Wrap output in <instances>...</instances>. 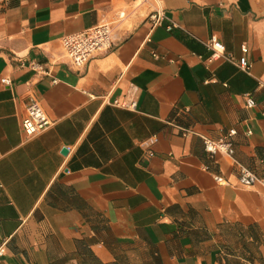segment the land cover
Returning <instances> with one entry per match:
<instances>
[{
	"label": "crops",
	"instance_id": "0c3cea01",
	"mask_svg": "<svg viewBox=\"0 0 264 264\" xmlns=\"http://www.w3.org/2000/svg\"><path fill=\"white\" fill-rule=\"evenodd\" d=\"M100 23L113 45L72 66L62 37ZM262 85L264 0H0V264H264V187L239 184L264 179Z\"/></svg>",
	"mask_w": 264,
	"mask_h": 264
},
{
	"label": "built area",
	"instance_id": "2783aa9c",
	"mask_svg": "<svg viewBox=\"0 0 264 264\" xmlns=\"http://www.w3.org/2000/svg\"><path fill=\"white\" fill-rule=\"evenodd\" d=\"M149 20L153 29L164 24L166 20V14L163 9H156L150 13ZM171 28L172 27H168L169 30H171ZM61 41L63 46V57L72 66L81 68L97 53L106 51L113 45L112 27L108 23H100L82 31L67 34L62 37ZM210 47L214 51L208 60L210 63L222 58L233 60V57L225 56V46L218 39L212 38L210 40ZM242 51L244 55L237 60L238 66L243 71L250 72L251 65L245 55L248 51L247 47L243 46ZM32 67L37 69V71L44 70L42 67H39L36 64H33ZM3 83L10 84V80L4 78ZM115 104L128 109H136L137 107V102L135 99L125 102L115 101ZM246 104L248 107H253L255 105V101L248 96ZM51 124L52 121L49 119L39 102L33 100L27 106L26 114L22 119V129L25 135L27 137H33L49 128ZM235 134L236 130L232 129L229 131L228 135L221 140L205 138L204 144L206 150L212 156L223 153L232 157L234 151L230 137ZM249 134H251V131H249ZM216 179L220 183L225 182L220 176H216ZM257 183H260L264 187V179H260L249 169L241 167L239 174V184L244 187H249Z\"/></svg>",
	"mask_w": 264,
	"mask_h": 264
},
{
	"label": "water",
	"instance_id": "95a60500",
	"mask_svg": "<svg viewBox=\"0 0 264 264\" xmlns=\"http://www.w3.org/2000/svg\"><path fill=\"white\" fill-rule=\"evenodd\" d=\"M64 152H66V150Z\"/></svg>",
	"mask_w": 264,
	"mask_h": 264
}]
</instances>
